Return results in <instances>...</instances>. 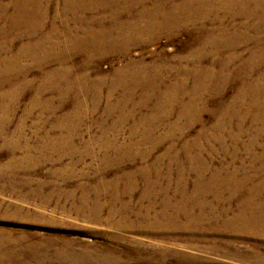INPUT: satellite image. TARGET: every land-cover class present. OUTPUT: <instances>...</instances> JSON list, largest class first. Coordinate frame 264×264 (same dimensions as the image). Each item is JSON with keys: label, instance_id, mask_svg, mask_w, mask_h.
Returning <instances> with one entry per match:
<instances>
[{"label": "bare ground", "instance_id": "obj_1", "mask_svg": "<svg viewBox=\"0 0 264 264\" xmlns=\"http://www.w3.org/2000/svg\"><path fill=\"white\" fill-rule=\"evenodd\" d=\"M10 2L11 11L8 14L0 10V19L5 21L0 24V37H5L4 41L0 40V89L10 84L19 88L30 86L33 80L27 79L25 74L29 68L11 65L8 60L14 55H38V60L32 63L41 71L37 94L54 91L59 103L68 96L73 103H78L81 95L95 104L105 81L108 82L107 102H110V93L117 88L118 94L112 103L118 107L125 104L138 108L149 105L156 113L163 105L175 103L179 105L178 115L184 118L181 131L176 130L175 124L169 127V134L164 137L168 145L150 160L148 152L133 155L121 151L113 157H105V168L101 173L113 171L112 180L106 182L108 199L99 201L98 195L102 192L99 185L104 182L94 181L87 188L79 187L75 212L84 213L88 219L103 221L111 227L135 232L147 230L153 236L185 241L220 240L224 230L230 226L240 232L251 229L253 234L264 233V144L259 152L252 150L257 144L256 138L264 133V110L261 109L264 106V68L252 71L264 64V0H61L57 13L62 17L58 23L56 10L50 16L47 6L40 7L37 0ZM236 19L238 21H234ZM185 24L197 29L195 34L189 32L187 35L192 36L199 46L189 52L190 65H180L181 61L184 62L183 56H177L180 66L169 67L166 72L173 77L171 81L165 80V73H162L158 62L141 59H127L114 69L107 80L102 76L89 77L84 72L71 74L74 69L87 71L93 54L127 52L137 43L155 40L162 32L167 38L175 36L181 28L185 29ZM248 29L254 32L242 36L241 33ZM18 41L14 50L13 44ZM244 41L252 45L247 58L238 66L226 70L237 54V46ZM219 50H227V53L218 54ZM76 54H82L85 60L73 63ZM254 56L258 61H252ZM67 60L69 64L62 66ZM54 63L57 67H50ZM225 70L230 71L229 74ZM230 82H234L237 91L229 97L224 108L219 100L216 108L220 106L222 109H212L217 114L211 125L216 134L208 137V140L218 144L219 151L230 155V161H219L217 165L209 163L212 148L207 154L209 160L200 154L208 150L207 145L193 154L187 152L189 146L196 145L203 128L197 131L193 142L180 143L184 152L181 156L169 154L182 132L196 122L189 108L198 101L205 105L207 99L215 105L217 97L230 87ZM135 89L139 90L136 96L133 95ZM67 91L73 92V95ZM4 97L1 91L0 99ZM46 102H49L48 99H45ZM235 104H240L242 109L233 111ZM250 108L256 111L247 114ZM170 111V108L162 111L160 117L167 116ZM245 120L249 123L247 127L242 126ZM253 125V132H249L247 128ZM248 133L251 134L248 141L242 143L240 137ZM160 142L154 140L153 143L157 146ZM238 147L246 151L249 160L246 164L239 162L236 167L233 163L237 161L235 152ZM135 156L143 164L126 170L124 162H132ZM254 161L258 163L255 165ZM9 162L11 164L7 167L0 166V181L4 182L0 183V187L4 185L13 191L26 187L28 180L18 175L21 165L18 161ZM139 178L143 186L138 192V199L145 198L147 204L133 209L129 203ZM118 181L122 186L117 190L115 185ZM41 185L38 184L34 194L40 191ZM187 185L191 186L190 190H187ZM169 187L172 192H168ZM90 190L94 197H88ZM54 194L58 197L61 191L57 190ZM157 195L161 197L156 210L153 207ZM258 196L261 199L258 200ZM172 197L175 198L172 200ZM231 202L234 213L226 216L230 219L220 221V217L229 212ZM114 215L118 218L115 219ZM11 221L24 222L13 218ZM20 226L11 228L0 224V264H51L53 261L58 264H118L119 255L129 253L137 264H156L151 262L156 256L160 261L169 256L177 259L184 257L165 242L149 243L151 246L141 248H136L139 246L136 242L135 248L130 251L111 245L87 246V249L77 251L60 233L49 231L39 235L31 230V224ZM178 264L191 263L180 261Z\"/></svg>", "mask_w": 264, "mask_h": 264}, {"label": "rangeland", "instance_id": "obj_2", "mask_svg": "<svg viewBox=\"0 0 264 264\" xmlns=\"http://www.w3.org/2000/svg\"><path fill=\"white\" fill-rule=\"evenodd\" d=\"M37 1L40 7L47 6L50 16H53L56 10V23H58L62 17L57 13V10L59 11L61 7V0ZM10 3V0H0L1 12L8 14L11 11ZM47 21L48 19H46V23ZM234 21H238V19ZM4 22L3 19H0V24ZM196 31V28L185 24V29L181 28L175 36L167 38L162 32L155 40L143 44L137 43L130 47L127 52L121 50L119 53L93 54L87 64V71L74 69L71 74L84 72L89 77L102 76L107 80L111 77L114 69L125 63L127 59H141L158 62L162 73H165V80L171 81L173 77L166 73L169 67L190 65L188 62L189 52L199 45L192 36L189 37L187 34L189 32L195 34ZM253 32L252 29H248L243 31L241 35L245 36L247 33L252 34ZM0 40L4 41L5 37H0ZM17 43L19 41L13 44L14 50ZM251 46L249 41H244L238 45L236 48L237 54L229 62L226 70L238 66L240 61L247 58L246 55L252 49ZM226 53L227 50H219L218 52L221 55ZM179 55L183 56L182 59L184 60V62H180V65L176 60ZM14 56L10 57L8 62L11 65L29 68L25 72V74L27 73L26 78L33 81L30 86L24 88L10 84L0 89V93L2 91L5 94V99H0V166L7 167L11 164L9 161H18L21 165L18 175L28 180V184L26 187H18L15 191L1 185L0 224L11 228H21L20 225L31 224L33 225L31 230L39 235L49 231L60 233L66 238L71 247L77 251L85 250L87 246L100 247L106 245L125 247L124 249L130 251L135 248L136 242H139V246H136V248L151 246L149 243L165 242L166 245L170 244L184 255L182 259L169 256L164 259L165 261H160L156 256L151 260L152 263L155 262L156 264H178L180 261L191 264H264V233L253 234L251 229L240 232L230 226L229 229L224 230L220 240L207 238L198 241H185L179 238H164L160 235L153 236L146 232L147 230L135 232L132 229L111 227L103 221L96 222L88 219L84 213L75 212L74 206L78 203L79 187L87 188L91 184L93 185L94 181L104 182L103 185H99L102 191L98 195L99 201L104 202L108 199L106 182L112 180L113 171L101 173L105 168L103 161L105 157H113L121 151L133 155L148 152L150 160V158L163 152L164 147L168 145V140L164 137L169 134V127L175 124L176 130L181 131L183 128L184 118L177 113L179 105L175 103L171 106L163 105L160 111L156 113L149 105L138 108L125 104L118 107L116 103H112L118 94V89L116 88L110 93V102H107L108 82L105 81L100 89L99 100L95 104L87 101V98L83 99L81 95L78 103H73L71 96L59 103L54 91L43 94L36 93L39 81L38 75L41 71H38L39 68L32 63L34 60H38L36 58L38 55H34L35 57L27 54ZM73 58L75 64L85 60L82 54H76ZM69 60L63 62L62 66L69 64ZM252 61L258 60L254 56ZM54 66L57 67V64L50 65V67ZM263 68L264 64L255 67L252 71H262ZM226 70L225 73L229 74L230 71ZM186 82L189 84L190 80ZM229 86L224 90L221 97H217L215 105L211 99H207L205 105L198 101L196 105L189 108L196 122L182 132L181 138L174 142L172 149L168 152L169 154L181 156L184 152L181 150L180 143L182 141L186 143L193 142L192 140L195 138L197 131L203 128L202 135H204H201L196 140L197 142L194 141L196 145L189 146L186 149L187 152L193 154L203 145H207L208 150H203L200 154L203 158L209 160L207 154L212 148V158L209 163L217 165L219 161L222 163L230 161L229 154L219 151L217 149L218 144L212 139L208 140L211 134H216L211 125L217 114L213 113L212 109L224 108L229 97L237 91L234 82H230ZM67 93L73 95L71 91H67ZM138 93L139 90L135 89L133 95L136 96ZM240 93L244 94L245 91ZM212 98H215V96ZM45 99H48L49 102L45 103ZM259 99L262 101L261 98ZM219 100L222 101V108L220 106L216 108V105H219ZM168 108L171 111L167 116L160 117L162 111H166ZM232 109L238 111L242 109V106L235 104ZM250 109L247 114L256 111ZM261 109L264 110V106H261ZM141 117H144V119ZM246 119H248V116H246ZM234 120L237 122L235 118H233ZM248 125L247 120L243 121L242 126L247 127ZM253 127L254 125L247 128V130L253 132ZM250 135V133L242 135L240 137L241 142L246 143ZM154 140H160L161 142L155 146ZM256 142L257 144L252 150L257 153L264 144V133L256 138ZM235 155L237 161L234 160V166L237 167L239 162H242V164L248 163V154L242 147L236 149ZM257 163V161H254L255 165ZM141 164H143L141 159L135 156L132 162H124V168L126 170L133 169ZM12 166L17 165L12 164ZM237 175L240 176L239 171ZM0 183L4 184L3 181H0ZM39 183H42L41 189L34 194L33 192ZM121 186V182L118 181L115 188L118 190ZM142 186L143 182L139 178L129 203L133 209L142 208L147 204L145 198L138 199V192ZM19 189L21 191H18ZM190 189L191 186L187 185V190ZM57 190L61 191L58 197L54 194ZM168 192H172V188L169 187ZM87 195L88 197H94L91 190ZM160 197L159 195L154 197L153 208L156 210L158 209ZM123 198L128 199L127 196H123ZM174 198L172 197V200ZM257 199H261V196H258ZM102 212L105 216L104 207ZM233 213L234 205L231 202L229 212L224 217H220V221L221 219L222 221L230 219L228 217ZM12 218L24 222L17 223L11 221ZM114 218L117 219L118 217L114 215ZM51 264L58 263L53 261ZM118 264L137 263L132 260L131 253H129L128 255H119Z\"/></svg>", "mask_w": 264, "mask_h": 264}]
</instances>
